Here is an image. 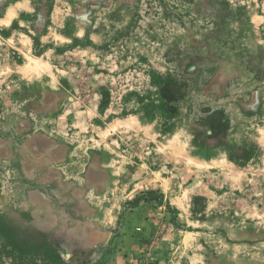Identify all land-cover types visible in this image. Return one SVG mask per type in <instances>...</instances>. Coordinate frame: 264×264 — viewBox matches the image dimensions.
Segmentation results:
<instances>
[{
  "label": "rangeland",
  "instance_id": "1",
  "mask_svg": "<svg viewBox=\"0 0 264 264\" xmlns=\"http://www.w3.org/2000/svg\"><path fill=\"white\" fill-rule=\"evenodd\" d=\"M0 264H264V0H0Z\"/></svg>",
  "mask_w": 264,
  "mask_h": 264
},
{
  "label": "bare ground",
  "instance_id": "2",
  "mask_svg": "<svg viewBox=\"0 0 264 264\" xmlns=\"http://www.w3.org/2000/svg\"><path fill=\"white\" fill-rule=\"evenodd\" d=\"M8 19H9V20L11 19V15L8 16L7 20H8Z\"/></svg>",
  "mask_w": 264,
  "mask_h": 264
}]
</instances>
